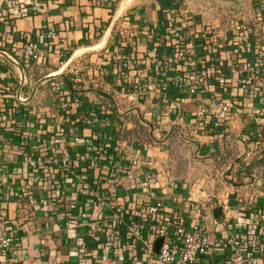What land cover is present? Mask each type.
I'll return each mask as SVG.
<instances>
[{
  "label": "crops",
  "instance_id": "0c3cea01",
  "mask_svg": "<svg viewBox=\"0 0 264 264\" xmlns=\"http://www.w3.org/2000/svg\"><path fill=\"white\" fill-rule=\"evenodd\" d=\"M163 3L21 0L20 14L9 15L6 0H0V86L8 122L30 124L32 153L41 161L33 170L17 145L0 153V185L14 189L0 195V233L15 235L12 247L0 250V264H159L143 240L126 237L121 221L141 215L156 199L163 201V214L203 219L213 242L230 232L222 216H214L215 207L222 205L232 220L242 209L264 207V154L253 155L220 128L209 130L210 119L197 114L198 100L174 106L184 95L175 76L193 68L189 61L170 67L166 100L157 91L136 94L152 75L150 45L161 43L162 58L171 52V24H181L188 46L200 44L209 26L216 53L227 60L240 34L256 44L264 0ZM51 29L55 37L39 36ZM29 37L39 41L38 60L25 55ZM72 126L87 142L98 136V126L116 129V162L108 164L96 142L77 155ZM173 138L188 143L192 156L187 149L173 153L167 145ZM64 153L68 165L61 162ZM224 187L227 192L220 193ZM59 189L61 198L55 196ZM216 193L221 198L211 203ZM43 199L50 204L40 208ZM221 252L208 263L227 264Z\"/></svg>",
  "mask_w": 264,
  "mask_h": 264
},
{
  "label": "built area",
  "instance_id": "2783aa9c",
  "mask_svg": "<svg viewBox=\"0 0 264 264\" xmlns=\"http://www.w3.org/2000/svg\"><path fill=\"white\" fill-rule=\"evenodd\" d=\"M6 2L9 15L20 14L21 0ZM261 11L262 22L256 44L250 43L247 37L240 34V38L232 41L227 60L216 53L219 49L209 26L204 27V37L200 44L188 46L184 43L186 32L181 24H171L169 44L167 43L171 52L162 58L159 54L161 43L156 41L150 45L148 68L152 75L147 76L136 94L143 96L150 91H157L166 100L172 79L168 74L170 67L174 66V62L189 61L193 68H187L184 74L174 75L179 91L184 93L174 101V106L181 109L182 104L189 99L198 100L200 104L197 114L200 120L210 119L209 130L220 128L221 133L241 139L243 144L249 146L253 155L264 154V5ZM45 35L55 37L57 33L51 29L39 34L40 37ZM24 49L29 59L38 60L41 56L37 38L29 37ZM210 83L215 87L210 88ZM207 91L209 96L205 100L204 93ZM18 98L21 101L24 99L20 93ZM7 106L4 86H0V153L7 150L9 144L23 140L29 144L24 152L26 163L35 170L41 161L32 153L34 145L30 140L34 135L29 128L30 124H25L27 128H20L9 123ZM3 112L6 113L2 114ZM70 132L73 141L85 140L75 127L72 126ZM70 161V155L64 153L61 162L68 165ZM40 175L43 173L38 174V177ZM13 190L9 188L6 191L0 185V195ZM55 196L61 198L62 191L57 190ZM48 204L50 201L43 199L39 207L45 208ZM162 207L163 201L158 198L143 208L141 215L152 218L153 222L149 225L145 221L138 222L135 218L129 222L132 237L135 241L143 240L159 264H209L210 256L218 251L225 253L227 264H264L263 206L248 213L242 209L243 213L239 212L234 220L223 213L220 222L230 232L215 242L212 241L210 230L203 219L192 220L183 212L163 214ZM85 214L83 211L82 215ZM14 236L10 231L0 233L2 252L6 253L12 247ZM160 237H163V242L159 250H156V241Z\"/></svg>",
  "mask_w": 264,
  "mask_h": 264
},
{
  "label": "trees",
  "instance_id": "16d2710c",
  "mask_svg": "<svg viewBox=\"0 0 264 264\" xmlns=\"http://www.w3.org/2000/svg\"><path fill=\"white\" fill-rule=\"evenodd\" d=\"M166 1V3H165ZM165 6L168 4L170 5L171 4V0H164V3H163ZM65 82L67 83V85L70 87V88H73V82H72V79L71 77H65ZM98 130H99V134L96 138L94 139H91V141L89 140L88 142L87 141H74V145L76 147V153L77 155L81 154L83 151V149H85L88 145H92L94 144V142H96L97 146L99 147L100 149V154L103 155L105 154V157L108 161V164L110 165H113L115 162H116V158H115V150H114V145H113V139L114 137L116 136L115 135V131L116 129H113L110 127H107V126H98L97 127ZM111 136V138H110ZM18 146V148L21 150V152H25L26 150V147L29 145L27 142L23 141V140H20L18 142H13L11 144H9V148H14V146ZM110 153H113V158H109V154ZM79 157V156H78ZM81 157V156H80ZM135 218L136 221L138 222H146V225L152 223V218L151 217H145V216H141V215H127L122 221V223L127 226L126 229H125V232H126V237L129 238V239H132V235L130 234L129 232V222L131 219Z\"/></svg>",
  "mask_w": 264,
  "mask_h": 264
},
{
  "label": "rangeland",
  "instance_id": "374dc122",
  "mask_svg": "<svg viewBox=\"0 0 264 264\" xmlns=\"http://www.w3.org/2000/svg\"><path fill=\"white\" fill-rule=\"evenodd\" d=\"M169 146V148L171 149V151L176 154H186L184 153L187 149L188 151V155L189 157L192 156V153H193V150H191L190 147H188V143H187V146L185 145V141H182L181 139H176V138H173L169 141V143L167 144ZM221 175V174H220ZM216 189V188H215ZM219 192L220 193H224V192H227V190L225 189H219ZM213 200L211 203H217L219 201V199L221 198V196H218L217 193L215 196H212Z\"/></svg>",
  "mask_w": 264,
  "mask_h": 264
},
{
  "label": "water",
  "instance_id": "95a60500",
  "mask_svg": "<svg viewBox=\"0 0 264 264\" xmlns=\"http://www.w3.org/2000/svg\"><path fill=\"white\" fill-rule=\"evenodd\" d=\"M23 79V77H22ZM222 216L223 215V206L222 205H218L217 207L214 208V216ZM163 242V237H160L159 239H157L156 241V250H159L161 244Z\"/></svg>",
  "mask_w": 264,
  "mask_h": 264
}]
</instances>
